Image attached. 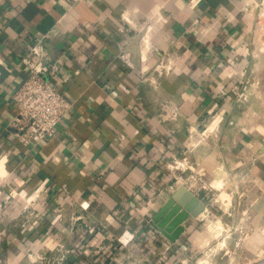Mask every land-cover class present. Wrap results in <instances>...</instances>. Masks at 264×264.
<instances>
[{"label": "crops", "instance_id": "obj_1", "mask_svg": "<svg viewBox=\"0 0 264 264\" xmlns=\"http://www.w3.org/2000/svg\"><path fill=\"white\" fill-rule=\"evenodd\" d=\"M189 1L0 0V264H185L203 211L174 241L152 214L179 184L207 209L218 181L217 215L264 252V0ZM36 43L71 107L25 144L12 93Z\"/></svg>", "mask_w": 264, "mask_h": 264}, {"label": "built area", "instance_id": "obj_2", "mask_svg": "<svg viewBox=\"0 0 264 264\" xmlns=\"http://www.w3.org/2000/svg\"><path fill=\"white\" fill-rule=\"evenodd\" d=\"M198 1L190 0L189 3L194 6ZM21 60L26 65L27 72L12 93L17 112L11 120V125L14 135L21 142L32 144L57 132L58 122L70 109L71 102L47 78L46 75L56 73L58 65L51 61L41 43L34 44L31 54L23 55ZM172 164L182 169L188 167L178 159H174ZM22 212V225H26L35 214L34 202L31 199L23 204ZM71 218L74 220L75 216Z\"/></svg>", "mask_w": 264, "mask_h": 264}, {"label": "rangeland", "instance_id": "obj_3", "mask_svg": "<svg viewBox=\"0 0 264 264\" xmlns=\"http://www.w3.org/2000/svg\"><path fill=\"white\" fill-rule=\"evenodd\" d=\"M215 185H222V182H215V184L210 187L208 198H210L211 201L208 208H205L206 210L202 212L205 217L200 220L203 233L208 236V241L205 246L198 248L199 250L195 252L193 258L189 259L185 264H227L229 256L227 254L223 255L222 252L217 253L220 246L224 247L225 242L227 245L230 244V246H233L234 251H236L234 252L235 258L230 264L259 263L264 259V252L258 251L256 248L257 251H252L251 255H249L250 253L248 250L249 234H252L253 224H250L244 215H240L238 212H236V215H217V213L222 212L225 206L221 204L218 205V203L215 204L213 201V198L215 199ZM242 209L243 205H241L240 208L237 206L238 211ZM218 242L219 245L217 249L215 245Z\"/></svg>", "mask_w": 264, "mask_h": 264}, {"label": "water", "instance_id": "obj_4", "mask_svg": "<svg viewBox=\"0 0 264 264\" xmlns=\"http://www.w3.org/2000/svg\"><path fill=\"white\" fill-rule=\"evenodd\" d=\"M206 203L185 184H179L152 214L153 225L174 241L184 229L183 220L197 216Z\"/></svg>", "mask_w": 264, "mask_h": 264}, {"label": "bare ground", "instance_id": "obj_5", "mask_svg": "<svg viewBox=\"0 0 264 264\" xmlns=\"http://www.w3.org/2000/svg\"><path fill=\"white\" fill-rule=\"evenodd\" d=\"M144 37V36H143ZM143 41V40H142ZM142 45V42H141V44H140V46ZM217 233H221V232H217ZM217 236V235H216ZM221 242V241H220ZM221 243H223V242H221ZM221 247V246H220Z\"/></svg>", "mask_w": 264, "mask_h": 264}]
</instances>
